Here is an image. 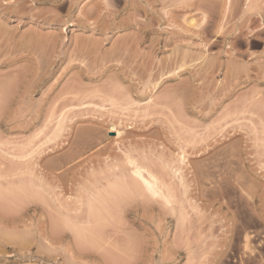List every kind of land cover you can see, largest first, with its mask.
<instances>
[{"label": "rangeland", "instance_id": "374dc122", "mask_svg": "<svg viewBox=\"0 0 264 264\" xmlns=\"http://www.w3.org/2000/svg\"><path fill=\"white\" fill-rule=\"evenodd\" d=\"M224 1L0 0V264H264V0Z\"/></svg>", "mask_w": 264, "mask_h": 264}, {"label": "bare ground", "instance_id": "6f19581e", "mask_svg": "<svg viewBox=\"0 0 264 264\" xmlns=\"http://www.w3.org/2000/svg\"><path fill=\"white\" fill-rule=\"evenodd\" d=\"M254 1H255V0H254ZM224 2L229 4V3H230V0H225ZM252 3H253L252 0H244V4H245L247 7L250 6ZM228 4H227V5H228ZM190 19H191V18H190ZM191 20L193 21V18H192ZM191 20H189V21L191 22ZM190 22H188V23H190ZM191 23H193V22H191ZM191 23H190V25H191ZM192 25H193V24H192ZM182 66H183V64H182ZM61 120H62V119H61ZM58 122H59V121H58ZM57 124H58V123H57ZM113 125H114V124H113ZM113 125H112V123H111V126H110V127L108 126V127H109L110 129H112V128H114ZM56 126H57V125H56ZM60 127H61V126H60ZM58 128H59V127H58ZM181 154H183V153H181ZM184 155H185V154H184ZM184 155H180V156L178 155V156H179L178 158L180 159V162H183V161H184V158L186 157V156L184 157ZM178 158H177V159H178ZM176 161H177V160H176ZM178 167H179V166H178ZM176 171H177V170H176ZM180 175H181V174H180ZM181 179H182V178H181ZM181 182H182V181H181ZM103 198H104V197H103Z\"/></svg>", "mask_w": 264, "mask_h": 264}]
</instances>
